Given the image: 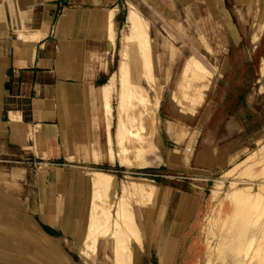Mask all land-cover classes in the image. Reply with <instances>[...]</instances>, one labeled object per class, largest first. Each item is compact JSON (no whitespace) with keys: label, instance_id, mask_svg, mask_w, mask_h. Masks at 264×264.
I'll list each match as a JSON object with an SVG mask.
<instances>
[{"label":"rangeland","instance_id":"obj_1","mask_svg":"<svg viewBox=\"0 0 264 264\" xmlns=\"http://www.w3.org/2000/svg\"><path fill=\"white\" fill-rule=\"evenodd\" d=\"M131 3L149 23L154 76L147 79V83L141 79L144 84L142 92L147 91L144 92L146 94H141L138 88L133 91L132 87V93L139 91L137 100L136 93L131 96L129 94L132 93L126 94V103L131 97L136 102L133 104L135 100L132 98L131 101H134L130 108L129 104L126 106L123 103L120 115L125 110L128 111L123 116L118 115L115 105L120 102L118 94L121 93L118 90L121 91V88L118 86H122L120 84L123 81L117 83L116 79H119L117 50L119 39L126 31L123 21L115 30L118 45L112 58L110 73L101 85L100 99L94 101L93 108L89 109L85 131L73 135V140L82 138V144L75 147L77 156L69 159L84 161L57 169L51 183L46 180L45 190H41L40 198L36 187H28L31 179L23 185L9 182V187H0V264H83L79 258V249L88 253L89 264H112L110 252L105 247L108 237H99L93 251L90 250V239L87 243L82 239L85 234L84 221L93 195V188L84 179V173L88 177L85 172L89 170L88 167L112 171L117 176L114 190V186L110 191V188H102L108 190H104L108 192L106 194L101 189L105 194L100 193L102 196L97 198L101 197L102 201L113 200L121 195V181L125 184L134 179L148 180L146 182L152 185L154 193L150 196L143 195L144 198H141L142 195L125 194L121 197L127 201L128 195V204L132 203L127 206V202L123 200L126 208L122 207V213L133 223L136 217L139 225L140 232L138 229L129 230L130 244L137 245V236L139 233L142 235L143 247L136 249V264H193L196 249L201 255L198 263L205 264L202 241L213 244L214 252L210 257L215 261L231 262L232 257L241 255L247 247V261L242 264H258L260 259V264H264V191L260 190L263 188L256 185L242 189L239 191L242 195L234 196L235 198L227 200L228 203L220 198L231 185L264 180V158L253 162L243 173L241 171L245 158L264 143V67L260 70L261 63L264 64V0H122V15H125ZM199 37H203V40L200 41ZM107 48V52H110L109 43ZM194 61L205 65L198 68ZM183 63L189 66L182 73L185 72L184 76L192 84L187 83L186 79L184 81V76L180 73ZM109 75L112 80L108 79ZM108 86L113 93H109L108 98L102 101L106 98L104 93L110 92ZM152 95L155 96V103ZM102 102H106L104 107ZM152 102L154 106L157 102V107ZM121 109L124 110L122 113ZM105 110H108L106 112L111 117ZM137 111L139 115L135 113ZM117 116L123 118H119L123 123L125 120L124 124L120 122L123 129L130 127V130H124L125 133H122L123 129L119 131L131 139V142H126L130 143L127 144L129 149L126 151H129V157L131 154L134 157L129 158L124 149L123 155L126 156L121 157H124L122 161L125 163L117 156L118 163L116 157L117 152H122L120 147L117 146L120 151L115 152L114 149L117 143L115 135H120L115 125H121ZM136 120L139 125L134 122ZM107 129L109 134L106 133ZM107 134L110 136L107 138L110 139V144H106ZM133 139L138 141L137 145ZM156 139L157 145L154 142ZM151 143L153 150L149 149ZM132 145L135 150L141 145V154L134 152ZM147 145H150L149 148ZM107 147L111 150H107ZM188 147L192 148L186 158L188 152L185 150ZM148 150L155 151V154H148ZM108 151H111L114 160H109L112 156ZM107 154L110 156L107 157ZM135 154L140 159L148 154L146 158L155 159L156 162L143 165L146 158L138 159L140 162H135L134 159L135 164L131 166ZM126 160H129L127 164L130 162V165L126 164ZM237 162L241 163L235 165ZM136 163L142 165L137 166ZM216 178L222 179L219 183L222 188L215 185ZM232 179L237 183L234 184ZM215 186L216 191H220H215L218 195L213 194L208 208L207 198L211 188ZM254 190L259 191L257 196L247 197L243 194H253ZM29 192L30 195H26ZM242 196L245 198L241 199ZM196 237L200 238L201 243L198 242L195 247L192 240ZM134 239L138 240L133 242ZM238 248L243 249L238 252ZM219 250L221 251L218 253Z\"/></svg>","mask_w":264,"mask_h":264},{"label":"crops","instance_id":"obj_2","mask_svg":"<svg viewBox=\"0 0 264 264\" xmlns=\"http://www.w3.org/2000/svg\"><path fill=\"white\" fill-rule=\"evenodd\" d=\"M121 1L0 0V187L31 179L40 198L57 169L84 161L69 159L73 135L110 73Z\"/></svg>","mask_w":264,"mask_h":264},{"label":"bare ground","instance_id":"obj_3","mask_svg":"<svg viewBox=\"0 0 264 264\" xmlns=\"http://www.w3.org/2000/svg\"><path fill=\"white\" fill-rule=\"evenodd\" d=\"M11 1V0H10ZM130 4V3H129ZM12 6V5H11ZM129 6V5H128ZM18 9V8H17ZM147 20L148 19H145L143 16H142V13H140V11L137 9V7L136 6H134L133 5V3H131V5L127 8V11H126V13H125V19H124V24H125V27H126V31L122 34V36L120 37V39H119V47H118V50H117V55H118V64H117V70H118V77H119V79L118 78H116L118 81H117V83L119 82V81H123L122 82V84H120V85H122V86H118L119 87V89L121 88V91L120 90H118V92L119 93H121V95H119L118 94V97H120V100H119V98H118V101H120V102H117L116 104H117V106L115 105V108L117 107V110L119 111V113L117 112V110H115L116 111V113H118V115L119 116H123L122 114L123 113H125V111H128V110H122L121 111V115H120V108L122 107V104L123 103H126V99L124 100V98H125V96L127 97V95L126 94H128V93H132L131 92V88L133 87V91H134V89L136 90V88H138L139 89V91H141V94L142 93H144V92H147V91H143L142 92V88L141 87H143L144 86V84H143V82H141V79L142 80H144L146 83H147V79H149L150 77H152V75H153V70H152V63H153V53H152V47H151V38H150V32H149V23L147 22ZM108 28V27H107ZM111 33H109V34H111L110 35V37H109V40H108V43H109V45H110V49H111V51L113 50V46H114V28L112 27V30L110 31ZM112 33H113V35H112ZM21 34V33H20ZM23 36V35H22ZM25 37V36H24ZM199 38H201V37H199ZM201 40H203V37L200 39V41ZM107 50H108V48H107ZM110 51V52H111ZM202 60V59H201ZM190 61V60H189ZM184 62H187V60H185ZM195 63H197L196 61H194ZM203 62V61H202ZM184 65L182 66V69H181V71H180V73H182V70H184V71H186L187 69H188V66H185V65H187V63H183ZM190 64H191V62H190ZM202 65H205L204 63H201V62H199V64L197 63L196 64V66H198V68H201V66ZM261 65H262V67H261ZM261 65H260V70H261V68H263L264 67V64H262L261 63ZM167 67V66H166ZM167 69V68H166ZM204 69H206L205 67H204ZM203 69V70H204ZM168 70V69H167ZM199 70H201V69H199ZM262 71V70H261ZM115 72V71H114ZM114 72H113V74H114ZM203 72H206V71H203ZM112 74V73H111ZM183 74V76L185 75V72L184 73H182ZM181 75V74H180ZM179 75V76H180ZM109 76H110V78H109ZM108 76V79H110V80H112L111 79V75H109ZM154 76V75H153ZM167 76V75H166ZM181 77V76H180ZM180 77H179V79H180ZM186 77L187 76H184V81H185V79H186ZM115 78V77H114ZM154 78V77H153ZM152 78V79H153ZM191 78V77H190ZM189 78V79H190ZM193 78V77H192ZM199 78H200V76H199ZM182 79V78H181ZM196 80V79H195ZM199 79H197V83H199V81H198ZM113 81H115V79H113ZM113 81H111V82H113ZM182 81V80H181ZM186 81H187V83H191V80H189L190 82H188V80L186 79ZM151 82V81H150ZM183 82V81H182ZM108 83L110 84V81H108ZM113 83H115V82H113ZM153 83H154V81H153ZM186 83V82H185ZM195 83V82H194ZM105 84V83H104ZM108 84V85H109ZM148 84H150V83H148ZM182 84V83H181ZM180 84V85H181ZM192 84V83H191ZM106 85V84H105ZM182 85H185V84H182ZM188 84H186V86H187ZM190 85V84H189ZM112 86H113V84H112ZM109 87V86H108ZM107 87V88H108ZM192 87V86H191ZM102 88V87H101ZM106 88V89H107ZM144 88V87H143ZM155 88V87H154ZM187 89H188V87H186ZM114 89H115V85H114ZM137 89V90H138ZM146 89V88H145ZM158 89V88H157ZM185 89V88H184ZM110 90H112L111 89V87H109V91ZM128 90H130V92H128ZM155 90V89H154ZM189 90V89H188ZM188 90H185V92L186 91H188ZM191 90V89H190ZM108 91V90H107ZM106 90H105V92H107ZM139 91H137V93L139 92ZM156 91H158V90H156ZM117 92V93H118ZM188 92H190V91H188ZM187 92V93H188ZM109 93H111V91L110 92H108L107 94L106 93H104L105 95H106V98H104V100L102 99V101H105V99H107L108 98V94ZM113 93V92H112ZM111 93V94H112ZM133 93H136V92H133ZM133 93L132 94H129V96H131V95H133ZM137 93H136V95H135V97L136 96H138L137 95ZM154 93H155V91H154ZM156 93H159V92H156ZM103 94V93H102ZM144 94H146V93H144ZM143 94V95H144ZM115 95H117L116 93H115ZM142 95V96H143ZM150 95V94H149ZM149 95H146V96H148L149 97ZM159 95V94H158ZM157 95V96H158ZM102 97L104 96V95H101ZM110 96V95H109ZM141 96V95H140ZM141 96V97H142ZM145 96V95H144ZM153 96V95H152ZM160 96V95H159ZM147 97V98H148ZM154 98V103H155V96H153ZM132 98L134 99V97H131V99L129 100V101H127V103H126V106L128 105L129 106V108L130 107H132V105L133 104H135V102H136V100H137V98L138 97H136V100L134 101V103H133V101H131L132 100ZM146 98V100H148ZM150 98H152V97H150ZM111 99V98H110ZM127 99H129V97L127 98ZM145 99V98H144ZM144 99H141L142 101L144 100ZM156 99H158V97H156ZM109 100V99H108ZM107 100V102H111V100L110 101H108ZM145 100V101H146ZM159 100H160V97H159ZM159 100H157L158 102H159ZM123 101H125V102H123ZM145 101H143V102H145ZM131 102V103H130ZM139 102H140V100H139ZM153 102H152V104H153ZM103 103V107H104V104L106 103H104V102H102ZM133 103V104H132ZM141 103V102H140ZM108 104V103H107ZM144 104V103H143ZM156 104H157V102H156ZM156 104H155V106H156ZM159 104V103H158ZM120 105V106H119ZM131 105V106H130ZM137 106H139V104L137 103L136 104ZM145 105H146V103H145ZM125 106V107H126ZM137 106H135L134 105V107H137ZM153 106H154V104H153ZM154 106V107H155ZM106 108L108 107V105L107 106H105ZM119 107V108H118ZM124 107V108H125ZM133 107V108H134ZM145 108H146V106H144ZM157 107V106H156ZM110 104H109V111H111L110 110ZM128 108V109H129ZM140 108V107H139ZM142 108H143V106H142ZM154 109V108H153ZM130 110V109H129ZM134 110V109H133ZM137 110H138V108H137ZM106 111H108V110H105V112ZM138 111H142V109H140V110H138ZM135 112V113H137V115H139L138 113L139 112ZM155 111H156V108H155ZM154 111V112H155ZM130 112H131V110H130ZM143 112V111H142ZM141 112V113H142ZM153 112V113H154ZM106 113H108V112H106ZM106 113H105V115H106ZM115 113V114H116ZM126 113H128V112H126ZM132 113V112H131ZM130 113V114H131ZM156 113V112H155ZM155 113H154V115H155ZM117 115V114H116ZM127 116L129 115V114H126ZM126 115L124 116V117H126ZM108 116H110V114L108 113ZM119 116H117L118 117V119H117V121L119 120V118H121V117H119ZM135 116V115H134ZM107 117V116H106ZM111 117V116H110ZM136 117V116H135ZM134 117V118H135ZM126 118H129V117H126ZM125 118V119H126ZM153 118H157L156 116L154 117L153 116ZM152 118V119H153ZM107 119H109V117L107 118ZM130 119V118H129ZM133 119V118H132ZM131 119V120H132ZM137 119V118H136ZM120 120H123V118H121ZM119 120V123L121 122V123H123L122 121H120ZM135 120V119H134ZM154 120V119H153ZM109 121V123H110V120H108ZM128 121V120H127ZM126 121V125H128V122ZM129 122H130V120H129ZM134 122H136L137 123V120L136 121H134ZM108 123V124H109ZM117 123V122H116ZM119 123H117V124H119ZM120 123V124H121ZM124 123H125V120H124ZM123 123V124H124ZM107 124V126H109ZM132 124V123H131ZM138 124V123H137ZM135 126H136V124H134ZM139 125V124H138ZM132 126V125H131ZM118 127V128H117ZM117 127H116V125H115V129L117 130V132H119L120 130L122 131V129L124 128L123 127V125L121 124V125H117ZM134 127V126H133ZM108 129H109V127H107ZM129 129H127L126 127H125V129H123V131H122V133L124 132V130H130V127H128ZM139 128V127H138ZM108 129H107V132L106 133H108ZM140 130V129H139ZM141 131V130H140ZM114 132H116V131H114ZM127 132V131H126ZM158 132V131H157ZM156 132V133H157ZM125 133V132H124ZM141 133V132H140ZM109 134V133H108ZM107 134V135H108ZM116 134V133H115ZM119 134H120V132H119ZM106 135V136H107ZM118 135V133L115 135V139H117V143L115 144L116 145V148H114L116 151L115 152H117V151H122L123 152V150H124V152L126 151V150H128L129 149V147L127 146V144L129 143H127L126 144V142H127V140L129 141L130 140V142H131V139L129 138V137H127V136H125V134H120L119 136H117ZM157 135H159L158 133H157ZM129 136V135H128ZM108 137H110L109 135L106 137V139L108 138ZM142 137V135L140 136V138ZM158 137H160V136H158ZM138 139H139V137H137ZM137 139V140H138ZM193 139V135H192V137H191V140ZM110 140V139H109ZM108 139L106 140V144H110V143H108V141H109ZM136 141V139H133V142H134V144L135 145H137L138 143V141ZM140 140H142V139H140ZM160 139L158 138V141H159ZM93 141V140H92ZM115 141V140H114ZM156 141H157V139L154 141L155 142V144H156ZM132 142V143H133ZM191 142V141H190ZM158 143H160V141L158 142ZM157 143V144H158ZM118 144V145H117ZM130 144V143H129ZM156 144V145H157ZM108 146V145H107ZM110 146V145H109ZM117 146H119L120 147V150H118L117 149ZM131 146V145H130ZM150 146V145H149ZM149 146L147 145V147L149 148ZM155 146V145H154ZM111 147V146H110ZM110 147H107V150H109V148ZM132 147H133V145H132ZM140 148H141V145L139 146ZM146 147V146H145ZM159 147H160V145H159ZM158 147V148H159ZM131 148V147H130ZM137 149L136 148V150L134 149V147H133V149L135 150L134 152H136L137 153V151H138V153L140 152V150L142 149ZM191 148L192 147H188V148H186L187 150H185L186 151V153H187V156H186V158L189 156V153H190V151H191ZM91 149H92V147H91ZM94 149V148H93ZM92 149V150H93ZM132 149V150H133ZM149 149H152V143H151V148H149ZM160 150H161V148H159ZM91 150V151H92ZM110 150H111V148H110ZM153 150V149H152ZM159 150V151H160ZM112 151H113V149H112ZM145 151V150H144ZM93 152H94V150H93ZM109 152V153H108ZM107 153L108 154H110L111 155V151H108ZM121 152V154H119V152H117V155H116V157L118 156V157H121V155H123L124 154V152L122 153ZM130 152H132V153H134L133 151H131L130 150ZM147 152V151H146ZM148 154H155V151H149L148 150ZM151 152V153H150ZM161 152V151H160ZM175 152H177V151H175ZM127 155H128V157H129V155H130V153H129V151H126L125 152ZM157 153H158V151H157ZM174 153V152H173ZM173 153L171 154L172 156H173ZM186 153H184V156L186 155ZM107 154V157H109L110 155H108ZM126 154L125 155H123L124 157L126 156ZM140 154H141V152H140ZM142 154H143V152H142ZM148 154H145V156H144V158H146L147 156L146 155H148ZM163 154V152L161 153V155ZM167 154V153H166ZM177 153H175V155H176ZM210 154V153H209ZM120 155V156H119ZM136 155V154H135ZM144 155V154H143ZM142 155V156H143ZM159 156H160V153L158 154ZM168 155V154H167ZM170 155V156H171ZM174 155V156H175ZM95 156V155H94ZM112 156V155H111ZM131 156L132 157H134L132 154H131ZM130 156V157H131ZM139 155L137 154L136 155V157H138ZM150 156H152V155H150ZM154 156V155H153ZM165 156V155H164ZM171 156V157H172ZM118 157H117V160H118ZM124 157H121V158H119L120 159V161L121 162H123L122 161V159L124 158ZM129 157V158H130ZM132 158L133 160V162L131 163V166H132V164H135L134 163V161L135 162H140L138 159H140L139 157L138 158ZM149 157V156H148ZM156 156H154V158H155ZM167 156H165V158H166ZM168 157H169V155H168ZM167 157V158H168ZM142 158V157H141ZM144 158H142L143 160H144ZM152 158V157H151ZM165 158H163L162 157V159H165ZM166 158V159H167ZM264 158V143L258 148V150L256 151V152H254V153H252V154H250L247 158H245V160H244V163L241 165L242 167V173H243V170L245 169H248L249 167H250V165H252V163L253 162H257V160H260V159H263ZM125 159H127V157L125 158ZM135 159V160H134ZM142 159H140V160H142ZM147 159V161L145 160V162H143L144 164L143 165H145V163H153V162H156L155 161V159L154 160H149V158H146ZM161 159V160H162ZM169 159V158H168ZM172 158H170V160H171ZM215 158H213V160H214ZM230 159V158H229ZM228 159V160H229ZM232 159V158H231ZM109 160H114L113 159V156H112V158L110 157L109 158ZM212 160V161H213ZM227 160V159H226ZM125 161V160H124ZM129 161V160H128ZM127 160H126V164H127V162H128ZM163 161H165V160H163ZM163 161H160V162H163ZM168 162H169V160H167ZM111 162V161H110ZM113 162V161H112ZM118 163H119V160H118ZM123 163H125V162H123ZM130 163V162H129ZM127 164V165H130V164ZM159 163V162H158ZM165 163H167V162H165ZM241 162H237V163H235V165H238V164H240ZM125 164V165H126ZM157 164V163H156ZM254 164V163H253ZM136 165H137V163H136ZM138 165H140V164H138ZM137 165V166H138ZM142 165V164H141ZM140 165V166H141ZM264 165V164H263ZM262 165V166H263ZM147 166V165H146ZM248 167V168H247ZM89 168V170H86L85 172H87V175H88V177H89V182H90V187L91 188H93L92 189V191H93V195H91L92 197H91V200H90V203H89V207H88V213H87V217H86V220L84 221L85 222V225H84V227H83V231H84V237L82 238L83 239V242L84 243H87L88 241L87 240H89L90 239V241H89V246L91 247V249L90 250H94L95 249V243L98 241V239H99V237H108L107 239H106V248H107V250H109V252H110V259H111V263L112 264H136V258H137V251H136V249H137V247L139 248V247H141L142 246V235H141V233H139L140 231H139V229H138V227H139V225H138V223H137V220H136V217H135V222L133 223V222H130L129 221V219H127L126 217H125V214H123L122 213V207H124V209L126 208L125 206L127 205V206H130V205H132V203H130V205L128 204V200L130 201V199H129V197H128V195L126 196L127 198H128V200L126 201V200H124V201H126L127 202V204L126 203H124V201L122 200V196H124L125 194H130V196H132V194H134V195H137V196H140V195H142V197L141 198H144V196L143 195H148V196H150V195H152V193H154V191H153V188H152V185H149V182H146V181H148V180H144V181H139V180H130L128 183H125V184H122V181H121V186H120V191H121V195H118L116 198H114L113 200H105V201H102V199H101V197H100V199H99V197L97 198V196H102V194H100V193H106V191H108V190H106L107 188L109 189V191L110 190H112V186H114L113 187V190L115 189V186H116V182H117V176H116V174L114 173V172H112V171H107V170H103V169H99V168H93V167H88ZM244 170V171H245ZM1 173V172H0ZM224 178V177H223ZM139 179V178H138ZM217 179V182L215 183V185H221V184H219L220 182H221V180L222 179H218V178H216ZM232 180H234V184H235V182H236V180L235 179H232ZM252 180V179H251ZM126 181V180H125ZM197 181V180H196ZM119 183V182H118ZM237 183V182H236ZM231 184H233V183H231ZM256 185H258V187H260V188H263V189H260L261 190V192L262 191H264V180H260V181H251V182H248V183H244L243 185H231V187H228V188H226L227 190H224V194H223V196H220V198L222 199L223 198V200H225V202L227 201V200H229V199H231V198H233L234 196H236V195H239V194H241L239 191H241L242 189H248V188H250V187H252V186H256ZM108 186H111V187H108ZM119 186V185H118ZM230 186V185H229ZM104 187H106V189H104V190H106V191H104L102 188H104ZM221 187V186H220ZM222 188V187H221ZM100 189V191L98 192V190ZM101 189L104 191V192H102L101 191ZM218 189H220V188H218ZM217 190V187L215 186V187H212L211 188V192L209 193V195H208V198H207V203H208V208H209V204H210V202H211V197H214L213 196V194H217L218 195V193H216V192H218V191H220V190H218V191H216ZM216 191V192H215ZM249 191V190H248ZM97 192L99 193L98 195H97ZM119 192V191H118ZM243 192V191H242ZM104 193V194H105ZM108 193V192H107ZM106 193V194H107ZM238 193V194H237ZM256 193H258L259 194V191H255L254 190V192H253V194L251 193V192H248V193H246V192H243V194L244 195H247V197L248 196H250V195H253V197H254V195H256ZM110 195L112 196L113 195V192H111L110 193ZM242 195V194H241ZM147 196V197H148ZM257 196V195H256ZM255 196V197H256ZM108 197H109V194H108ZM113 197V196H112ZM125 197V199H127ZM134 197H136V196H134ZM216 197V196H215ZM243 197L245 198V196H242L241 197V199H243ZM259 197V196H258ZM104 198V197H103ZM131 198V197H130ZM145 198H146V196H145ZM217 198H219V197H217ZM220 198H219V200H220ZM235 198V197H234ZM239 198V197H238ZM112 199V198H111ZM147 199V198H146ZM213 199H215V198H213ZM148 200V199H147ZM246 200H249V199H246ZM214 201V200H213ZM235 201H236V199H235ZM251 201V200H250ZM223 202V204H224V201H221V203ZM229 201H227V203H228ZM106 204H108V205H106ZM126 204V205H125ZM113 206V207H112ZM110 207H112V208H110ZM128 208H130V207H128ZM131 209V208H130ZM130 209H129V211H130ZM220 209V208H219ZM132 210V209H131ZM212 210V209H211ZM239 210H240V208H239ZM125 211V210H124ZM220 211V210H219ZM131 212H134V211H131ZM193 212V211H192ZM247 212H249V211H247ZM126 213V212H125ZM130 213V212H129ZM219 213V212H218ZM244 213V212H243ZM245 214V213H244ZM243 214V215H244ZM248 213H246V215H247ZM238 215V214H237ZM132 216H133V214H132ZM131 216V217H132ZM191 216V215H190ZM252 216V215H251ZM243 217V216H242ZM246 218V217H245ZM131 220V219H130ZM132 220H134V218L132 219ZM136 223V224H135ZM245 227V226H244ZM201 228V227H200ZM132 230V229H138V233H139V235L137 236L138 237V239H136V241L138 240V243H137V245H131L130 244V240H129V230ZM204 229V228H203ZM237 230V229H236ZM204 231V230H203ZM137 232V231H136ZM132 234V233H131ZM133 235V234H132ZM130 237H132L131 235H130ZM136 237V238H137ZM133 238H134V236H133ZM199 238V237H198ZM197 237L194 239V240H192V242H193V245L195 246H197V243L198 242H200V238L198 239ZM132 239V238H131ZM202 240V239H201ZM135 241V239L133 240V242H136ZM132 243V242H131ZM201 243V242H200ZM133 244V243H132ZM260 244V243H259ZM262 244V243H261ZM248 245V244H247ZM82 246V245H81ZM88 246V247H89ZM195 246V247H196ZM202 246H203V254H204V262H205V264H242L244 261H247L246 259H245V257H246V255H247V253H248V251H247V247H246V251H243V253L240 255H234L235 257H232L231 258V262L230 261H218V260H214L213 258H211L210 256H211V253L212 252H214V249H212V247H213V244L212 243H210V242H208V241H204V243H203V241H202ZM143 247V246H142ZM214 247H215V245H214ZM217 247V246H216ZM258 247H261V246H258ZM255 248H257V247H255ZM262 248V247H261ZM196 249V248H195ZM216 249H218V248H216ZM242 249L243 248H238L237 249V251L238 252H240V251H242ZM249 249V248H248ZM79 251H80V255H79V258H80V261L83 263V264H89V256H88V253L86 252V253H84V252H82V250L81 249H79ZM199 250H195L194 251V263L193 264H197L198 263V261H199V259L201 258V255H200V252H198ZM221 250H219L218 251V253L220 252ZM256 251V250H255ZM256 252H258V251H256ZM257 254V253H256ZM257 255H259V254H257ZM256 255V256H257ZM99 257V256H98ZM257 258H258V256H257ZM260 261H261V259H260ZM260 261L258 260L257 262H259L258 264H260ZM263 261V260H262ZM264 263V262H263ZM199 264V263H198ZM256 264V263H255Z\"/></svg>","mask_w":264,"mask_h":264}]
</instances>
